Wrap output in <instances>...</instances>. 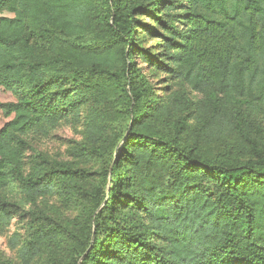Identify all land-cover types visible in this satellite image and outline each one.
Listing matches in <instances>:
<instances>
[{
  "label": "trees",
  "instance_id": "trees-1",
  "mask_svg": "<svg viewBox=\"0 0 264 264\" xmlns=\"http://www.w3.org/2000/svg\"><path fill=\"white\" fill-rule=\"evenodd\" d=\"M83 108L92 190L25 155ZM26 203L20 264H264V0H0V233Z\"/></svg>",
  "mask_w": 264,
  "mask_h": 264
},
{
  "label": "rangeland",
  "instance_id": "rangeland-1",
  "mask_svg": "<svg viewBox=\"0 0 264 264\" xmlns=\"http://www.w3.org/2000/svg\"><path fill=\"white\" fill-rule=\"evenodd\" d=\"M140 34H146L140 35L141 41L146 47L150 48L152 51L159 48V41L154 39L150 34L145 31L142 33L140 32ZM138 63L145 69L149 80L154 83L157 92H163V86L166 88V90H164L165 92L169 90L172 82H167V75L153 74V71L148 68L145 63H142L140 60H138ZM178 88L179 85L176 81L173 90H178ZM201 96L199 92L190 89V98L193 100L199 99ZM85 112V108L81 109L78 119L75 118V116H68L57 124L56 127L47 132L43 131L29 134L27 136L29 147L25 155L29 159L37 153H42L54 160L71 161L79 164L80 167L89 171L90 175L86 179V183L88 188L92 190L94 185L102 184L97 171L103 169L104 162L96 156L78 160L72 155L73 146L84 140ZM100 167L102 168L100 169ZM18 197L22 198L21 194H19ZM39 205L50 212L58 214L64 220H69L76 214V209L71 204L64 203L59 196L42 199L39 201ZM29 206L30 203L22 205L14 215L8 230L4 233H0V257L2 259H10L13 263L20 264L17 258V251L10 247L9 242L15 233H18V242H21L26 234L30 221V216L27 211Z\"/></svg>",
  "mask_w": 264,
  "mask_h": 264
}]
</instances>
